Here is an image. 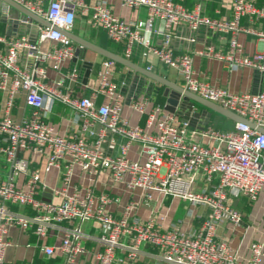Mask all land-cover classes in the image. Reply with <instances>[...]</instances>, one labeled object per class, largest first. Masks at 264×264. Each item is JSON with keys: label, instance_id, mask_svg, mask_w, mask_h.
I'll list each match as a JSON object with an SVG mask.
<instances>
[{"label": "built area", "instance_id": "2783aa9c", "mask_svg": "<svg viewBox=\"0 0 264 264\" xmlns=\"http://www.w3.org/2000/svg\"><path fill=\"white\" fill-rule=\"evenodd\" d=\"M13 1L53 27L34 24L24 17L22 23L36 25L37 41L23 35H0V92L5 95L0 112V174L2 166L8 169L5 177L0 175V264H31L6 260L12 228L32 231L41 239L52 232L60 235L59 244L43 245L41 250L47 257L63 256V264H77L88 254L84 245L87 240L97 243L99 250L85 264L135 262L146 245L157 249L167 264H264V243H251L249 258L238 259L217 233L222 222H243L240 210L229 202L231 197H245L253 202L264 193V133L258 130L264 129V89L258 93H235L201 80L195 75L193 57L187 53L177 55L171 46L174 27L185 25L193 31L205 27L228 34L227 49L208 46L197 54L222 62L230 71L248 68L264 74V6L256 0H233L232 17L221 19L207 15L203 2L188 9L175 0H121L129 8L147 9L145 20L132 22L113 14L112 0H98L95 5L86 0ZM78 11L89 16L93 28L104 30L111 41L120 45L126 59L136 45L140 46L146 60L155 57L177 71L184 88L249 120L255 127L235 122L228 131L211 125L197 131L189 119L180 118L168 111L166 104L155 105L146 97L129 102L146 117L145 127L131 126L122 116V96L112 81L117 64L110 59L103 61L99 85L90 96L78 98L64 90L61 82L51 84L49 64L59 70L74 54L75 43L61 31L72 30ZM245 20L249 26L244 25ZM157 21L163 30L155 28ZM154 33L164 39L153 43ZM241 33L256 37L262 48L246 53L239 41ZM47 41L55 46L41 49L40 44ZM22 53L33 60L30 68L21 65ZM21 95L34 114L16 121L12 114ZM101 96L109 101L98 105ZM56 101L79 115L81 129L73 138L56 134L45 119L47 102ZM96 124L101 127L98 131ZM117 137L122 139L119 152L109 155L106 144H115ZM134 143L141 146L143 159L129 157ZM27 153L45 155L46 173L61 168L63 187L51 193L61 196L60 201L43 199L46 187L41 170L32 167ZM76 167L93 184L84 194L68 191ZM104 172L115 183H124L127 189L142 193L127 203L121 215L109 209L119 198L108 192L95 193L97 178ZM155 193L193 205H207L210 212L194 234L162 229L156 218L142 220L135 214L153 202ZM90 221L99 225L101 234L85 233L81 224ZM74 222L80 225L70 226ZM261 232L264 236V223Z\"/></svg>", "mask_w": 264, "mask_h": 264}, {"label": "crops", "instance_id": "0c3cea01", "mask_svg": "<svg viewBox=\"0 0 264 264\" xmlns=\"http://www.w3.org/2000/svg\"><path fill=\"white\" fill-rule=\"evenodd\" d=\"M97 1L86 0L90 5H95ZM175 1L183 4L188 9H193L196 4L203 2L204 12L210 17L221 19H229L232 17L231 5L233 0ZM256 1L259 5L264 6L262 1ZM111 10L113 14L126 21L133 22L147 18V9L145 7L129 8L123 5L121 0H112ZM24 17L8 6H0V35L7 37L23 35L28 36L33 42L37 41L38 29L36 25L22 23L21 20ZM244 25L249 26L247 20L244 21ZM155 28L157 30H163L162 23L157 21ZM71 32L103 49L125 58L123 48L111 41L104 30L93 28L90 24L89 16L82 14L81 11L77 13ZM151 39L153 43H159L164 39V36L154 33L151 35ZM192 39L194 41H191ZM228 39V34L218 33L205 27H200L196 31H193L185 25H178L174 27L171 46L175 54L187 53L193 57L195 75L201 80L235 93H258L264 89V74L248 68L230 71L222 62L197 54L208 46H214L216 49H227ZM239 41L243 45L245 52L249 54L262 48V44L259 43L256 37L246 33L239 35ZM54 46L55 43L51 41L40 44L43 50ZM105 59L101 55L90 50H84L75 44L73 56L67 59L59 70L54 69L49 64L47 67L49 82L54 85L61 82L62 88L69 91L75 97L90 96L92 91L99 85V71ZM129 60L146 69L152 66V69L149 71L184 86V82L177 71L160 63L155 57H149L146 60L142 56L141 48L138 45L133 48ZM32 64L33 60L22 53L21 65L30 68ZM112 81L116 84L117 91L122 96L124 105L122 116L131 126L145 127L146 117L130 107L129 102L132 98L146 97L155 105H167L170 103L175 108V113L182 119H189L191 126L197 131H202L209 125L222 131H228L234 127L235 122L227 118L231 122L228 128L224 127L226 124L224 121L214 124L213 114L211 116L208 115L205 109L193 106L190 102L181 98L178 99L176 95L165 87L149 81L119 64L116 66ZM156 88H160L158 94L155 92ZM4 99L5 95L0 92V112L3 108ZM108 101V98L101 96L97 104L101 105ZM33 114L34 109L26 105L24 95H21L16 102V108L13 110V118L16 121H21L26 117H31ZM44 114L45 119L53 125L56 134L73 138L81 129V122L77 111L60 101L54 103L47 102ZM100 128V125L96 124L95 130L98 131ZM121 141L122 139L117 137L115 144L107 143L105 147L107 153L112 156L117 155L119 152V142ZM141 152V146L134 143L130 147L129 157L134 160L143 159ZM26 157L30 159L32 167L41 170L42 180L46 188L54 192L63 187L61 168L55 167L47 173L44 171L46 162L45 155L40 153H27ZM2 170L3 172L0 175L1 177H5L8 169L2 166ZM20 181L22 182L23 179H20ZM92 186L93 184L89 181L88 175L76 167L71 185L68 188L69 193L79 192L84 194ZM94 188L96 194L108 192L110 195L119 198V202L109 206V209L115 215H121L127 203L131 200L138 199L142 194L138 189H127L124 183H115L109 174L105 172L97 178ZM50 198L53 201H60L62 199L59 195H51ZM229 202L240 210L243 216V222L241 225H234L228 221L222 222L218 227L217 233L228 242L238 259H248L251 243L255 241L264 243V236L261 232L264 223V193L253 202L245 197H231ZM14 208L18 211L26 210L23 207ZM209 212L210 207L207 205H193L177 197L161 196L155 193L153 202L149 206L139 208L135 214L142 220H147L151 217L156 218L162 229H177L185 233L194 234L200 229ZM165 215L166 218H163ZM79 225V222L70 224V226ZM81 226L85 233L91 236L101 234L99 225L96 222H84ZM9 239L11 246L8 247L6 252V260L8 262H29L31 264L64 263L63 256L56 254L54 257H47L41 250L43 245H57L60 243L61 236L55 232H52L47 238L41 239L32 231H22L17 228H12L9 233ZM84 245L87 248L88 254L82 257L77 264H85L92 261L93 254L99 250V245L94 241L87 240L84 242ZM142 250L143 253L138 261L126 262L124 264H167L162 262L157 249L146 245Z\"/></svg>", "mask_w": 264, "mask_h": 264}, {"label": "water", "instance_id": "95a60500", "mask_svg": "<svg viewBox=\"0 0 264 264\" xmlns=\"http://www.w3.org/2000/svg\"><path fill=\"white\" fill-rule=\"evenodd\" d=\"M3 5L8 6L14 10H16L19 15H23L26 18H29L34 24H40L43 27H47V28H51L53 27L52 24L50 22H48L46 19L36 15L35 13H33L32 11H30L29 9L23 7L22 5L16 3L13 0H0V6L2 7ZM64 35L68 36L70 39L73 40V42L82 47L84 50H90L93 51L99 55H101L102 57L106 58V59H110L112 61H115L117 64L126 67L128 69H130L133 73L135 74H139L142 77L146 78L149 81L158 83L160 86L165 87L167 90L171 91L174 95L177 96L178 99H183L186 100L188 102H190L193 106H197L200 105L202 106L206 113L208 115H212L213 113L219 114L233 122L236 123H246L252 127H255L254 123L250 122L249 120L238 116L237 114L228 111L226 109H224L223 107L219 106L216 103H213L207 99H204L192 92H190L189 90H187L186 88H184L183 86L174 83L172 81H170L169 79L162 77L152 71L147 70L144 67H141L140 65L135 64L134 62H132L129 59H126L114 52H111L109 50L103 49L89 41H87L84 38H81L77 35H75L74 33H72L71 31H61ZM160 91V88H156V93L158 94ZM175 105V104H174ZM166 109L170 112L175 113V108L169 103L166 105ZM188 120V119H186ZM258 130L262 133H264V129L263 128H258ZM51 193L52 191L48 188L45 189L44 193H43V199L45 201H49L50 197H51Z\"/></svg>", "mask_w": 264, "mask_h": 264}, {"label": "rangeland", "instance_id": "374dc122", "mask_svg": "<svg viewBox=\"0 0 264 264\" xmlns=\"http://www.w3.org/2000/svg\"><path fill=\"white\" fill-rule=\"evenodd\" d=\"M264 3V0H260ZM173 71V70H172ZM220 121H222V116L219 115V114H214L213 115V123H220ZM174 203V202H173ZM178 205V204H177ZM168 216H171V215H168ZM163 218H166V215L163 217Z\"/></svg>", "mask_w": 264, "mask_h": 264}, {"label": "trees", "instance_id": "16d2710c", "mask_svg": "<svg viewBox=\"0 0 264 264\" xmlns=\"http://www.w3.org/2000/svg\"><path fill=\"white\" fill-rule=\"evenodd\" d=\"M199 108L204 109L202 106L197 105ZM216 113H213V115ZM222 121H224L226 124L224 125V127L228 128L231 125V122L229 120H227L226 118L222 117Z\"/></svg>", "mask_w": 264, "mask_h": 264}]
</instances>
